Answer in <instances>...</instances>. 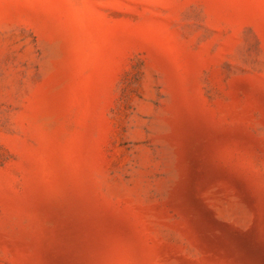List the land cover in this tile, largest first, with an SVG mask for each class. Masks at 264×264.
Masks as SVG:
<instances>
[{
    "label": "rangeland",
    "instance_id": "1",
    "mask_svg": "<svg viewBox=\"0 0 264 264\" xmlns=\"http://www.w3.org/2000/svg\"><path fill=\"white\" fill-rule=\"evenodd\" d=\"M0 264H264V0H0Z\"/></svg>",
    "mask_w": 264,
    "mask_h": 264
}]
</instances>
